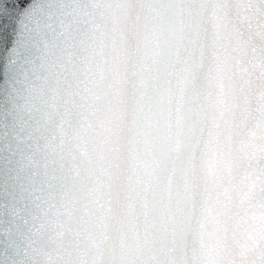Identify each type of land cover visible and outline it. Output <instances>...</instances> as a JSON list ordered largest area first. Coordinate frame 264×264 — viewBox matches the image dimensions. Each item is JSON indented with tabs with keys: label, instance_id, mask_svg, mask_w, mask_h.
I'll list each match as a JSON object with an SVG mask.
<instances>
[{
	"label": "water",
	"instance_id": "1",
	"mask_svg": "<svg viewBox=\"0 0 264 264\" xmlns=\"http://www.w3.org/2000/svg\"><path fill=\"white\" fill-rule=\"evenodd\" d=\"M52 11L65 48L39 123L10 116L7 126L0 125V228L16 226L6 242L43 247L56 264H90L93 257L99 264H130L138 257L146 264H185L188 226L174 236L157 231L147 208L137 219L119 157L99 169L82 156V145L94 143L85 129L101 112L128 118L146 37H172L167 67L175 72L189 62L187 49L181 51L185 24L198 23L207 33L223 17L235 73L226 127L233 150L246 154L224 184V203L264 202V0H52ZM36 23L37 0H0V37L9 38L0 43V93L8 86L5 67L17 40ZM101 56L110 84L104 99L96 87ZM28 160L35 168L25 175L21 164ZM217 235L223 248L218 264H264V227L255 218L244 239L227 226ZM3 242L0 236V250ZM177 246L183 259L175 255Z\"/></svg>",
	"mask_w": 264,
	"mask_h": 264
},
{
	"label": "clouds",
	"instance_id": "2",
	"mask_svg": "<svg viewBox=\"0 0 264 264\" xmlns=\"http://www.w3.org/2000/svg\"><path fill=\"white\" fill-rule=\"evenodd\" d=\"M226 29L223 17L207 33L200 31L198 23L185 24L181 51L187 49L189 62L175 72L167 67L172 37H146L147 54L128 118L123 113L101 112L85 129L94 143L81 147L85 161L99 169L113 155L119 157L137 219L147 208L157 231L174 236L181 225L188 226L185 264H218L223 248L217 233L225 226L240 239L246 238L253 218L264 227V202L224 203V184L246 159L242 149L233 150L226 127L235 86ZM64 48L52 0H37V23L21 34L6 63L8 86L0 93L4 97L0 107H6L10 99L15 111L38 124L44 101L56 84ZM95 72L98 98L104 99V89L110 84L102 56ZM260 150L264 151V145ZM21 168L27 175L35 165L28 160ZM37 172H31L33 178ZM15 227L13 222L11 227L0 228L4 237L0 258L7 253L4 264H56L43 247L21 248L15 240L7 243L16 236ZM175 255L183 259L182 248L177 246ZM90 264H99V258L93 257ZM130 264L146 262L138 257Z\"/></svg>",
	"mask_w": 264,
	"mask_h": 264
},
{
	"label": "snow or ice",
	"instance_id": "3",
	"mask_svg": "<svg viewBox=\"0 0 264 264\" xmlns=\"http://www.w3.org/2000/svg\"><path fill=\"white\" fill-rule=\"evenodd\" d=\"M25 24L26 25L28 24L27 20L25 21ZM8 39H9L8 36L4 35V36L0 37V43L7 44ZM5 75H6V79H8L7 73ZM5 103H6V107H5L4 111H3V119L0 120V125H2V126H7L8 119H9L10 116L11 117H16V118L22 117V115L18 111L14 110L15 104H14L13 101H11L9 99Z\"/></svg>",
	"mask_w": 264,
	"mask_h": 264
}]
</instances>
